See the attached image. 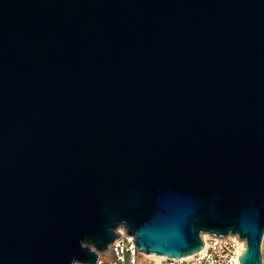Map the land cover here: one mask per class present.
I'll return each instance as SVG.
<instances>
[{"label":"water","instance_id":"obj_1","mask_svg":"<svg viewBox=\"0 0 264 264\" xmlns=\"http://www.w3.org/2000/svg\"><path fill=\"white\" fill-rule=\"evenodd\" d=\"M120 226L263 264L264 0H0V264H95Z\"/></svg>","mask_w":264,"mask_h":264},{"label":"built area","instance_id":"obj_2","mask_svg":"<svg viewBox=\"0 0 264 264\" xmlns=\"http://www.w3.org/2000/svg\"><path fill=\"white\" fill-rule=\"evenodd\" d=\"M124 227V226H123ZM120 237L109 246L110 258L101 253L95 264H139L141 252L135 245V237L129 234L126 227L117 230ZM134 240V241H133ZM204 249L187 258H165L160 264H241L239 260L241 244L246 241L238 235L212 236L204 240Z\"/></svg>","mask_w":264,"mask_h":264},{"label":"bare ground","instance_id":"obj_3","mask_svg":"<svg viewBox=\"0 0 264 264\" xmlns=\"http://www.w3.org/2000/svg\"><path fill=\"white\" fill-rule=\"evenodd\" d=\"M119 229H121V230H123L124 229V227L123 226H120L119 227ZM209 237H210V235L209 234H204L203 235V239L204 240H208L209 239ZM241 249H246V244L245 243H242L241 244ZM109 250V249H108ZM107 250V251H108ZM106 251V252H107ZM103 253H105V252H103ZM101 253H99L98 254V256L100 255ZM141 255H143V258H141L140 260H139V264H141V260H142V262L144 261V262H148V261H155L156 263H161L166 257H162V256H158V255H153V254H147V253H142Z\"/></svg>","mask_w":264,"mask_h":264},{"label":"rangeland","instance_id":"obj_4","mask_svg":"<svg viewBox=\"0 0 264 264\" xmlns=\"http://www.w3.org/2000/svg\"><path fill=\"white\" fill-rule=\"evenodd\" d=\"M261 252H262V257H263V264H264V236H263V242H262V246H261ZM112 256V254L106 252L104 254V257L110 258ZM143 258V255L140 257V259ZM141 264H158L155 261H148V262H142L141 260ZM160 264V263H159Z\"/></svg>","mask_w":264,"mask_h":264}]
</instances>
